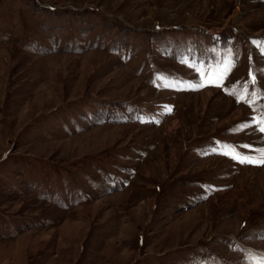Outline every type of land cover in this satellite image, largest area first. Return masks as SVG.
<instances>
[{
  "label": "rangeland",
  "instance_id": "1",
  "mask_svg": "<svg viewBox=\"0 0 264 264\" xmlns=\"http://www.w3.org/2000/svg\"><path fill=\"white\" fill-rule=\"evenodd\" d=\"M261 90L264 0H0V264L264 263Z\"/></svg>",
  "mask_w": 264,
  "mask_h": 264
},
{
  "label": "snow or ice",
  "instance_id": "2",
  "mask_svg": "<svg viewBox=\"0 0 264 264\" xmlns=\"http://www.w3.org/2000/svg\"><path fill=\"white\" fill-rule=\"evenodd\" d=\"M257 46L259 47L260 45L258 44ZM233 65H234V61L232 59L227 60L224 64L223 70L218 75V79L223 80V78H224L223 72H226L228 70V68L232 67ZM199 75L201 77L199 82H190L189 83L190 88L199 89L201 87L207 86L204 83L205 74L200 73ZM207 78L212 79L213 77L211 75H209ZM256 82H257V78L255 76H252L253 87L255 86ZM217 86H220V85H217ZM260 96L264 97V90H261ZM255 97H256V93L254 91L250 92L247 87H245L241 91V93L238 95L239 100L245 101L249 105L254 103ZM170 110L171 109H169V111ZM248 127H254L255 130H257L260 134L264 135V114H262L261 118H259V119H257L256 117H253L251 124H244V125L240 126V128L242 130L245 128H248ZM231 147L233 148V151H234L232 158L238 160L240 163H257V164L264 165V148L252 149V146L244 145L243 146L244 148H248L250 150H255L259 153V157L257 159H253L249 155H242L240 153H235V147L236 146H231ZM224 154L227 155L228 153H224Z\"/></svg>",
  "mask_w": 264,
  "mask_h": 264
},
{
  "label": "bare ground",
  "instance_id": "3",
  "mask_svg": "<svg viewBox=\"0 0 264 264\" xmlns=\"http://www.w3.org/2000/svg\"><path fill=\"white\" fill-rule=\"evenodd\" d=\"M220 98H221V97H220ZM221 99H223V98H221ZM252 251H253V250H252ZM252 254H253V261H252V264H263L262 261H261V259L258 258L257 253H255V252L253 251ZM263 255H264V253H263Z\"/></svg>",
  "mask_w": 264,
  "mask_h": 264
}]
</instances>
